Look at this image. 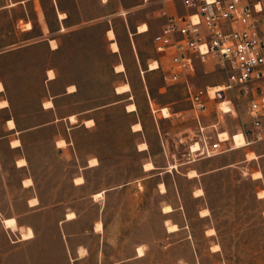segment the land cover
Returning <instances> with one entry per match:
<instances>
[{
	"label": "rangeland",
	"instance_id": "obj_1",
	"mask_svg": "<svg viewBox=\"0 0 264 264\" xmlns=\"http://www.w3.org/2000/svg\"><path fill=\"white\" fill-rule=\"evenodd\" d=\"M135 1L125 0L129 5ZM166 3L171 5L173 0H166ZM176 4L183 12L182 1L177 0ZM160 8H164V0H154L133 15L138 20L144 16L159 17ZM105 27L98 25L80 35H61V53L42 50L38 54L60 67L61 84L76 82L82 87L80 96L61 101L65 111L79 112L121 100L122 97L114 96L113 90L120 81L129 80L133 84L134 99L131 102L138 105V113L128 114L125 110L128 102H123L98 111L95 114L97 126L72 131L75 142L72 150L75 154L76 149L78 161L72 158V152L62 155L54 150L50 140L56 129H48L34 137L29 149L39 190L45 187L42 193L64 201L60 207L49 209L75 212L80 220L70 232H87L86 237L77 238L81 242L90 240L92 244L91 259L85 264H264V200L259 197L264 192V141L193 163L190 146L197 140L198 126L185 86L165 84L163 67L146 72L154 62L147 67L149 60L158 57L150 36L136 41L146 72L145 82L133 55L130 59L123 57L128 65L127 75H113L111 64H115V59L109 54L103 37ZM210 63L206 69H199L194 80L197 88L226 83V74ZM145 84L155 110H159L158 124ZM37 96L34 86L30 98ZM228 100H233V113L223 114L221 103L211 101L203 118L205 125L219 123L218 132L232 136L240 134L250 118L245 98L228 93ZM20 104L27 111L36 109L37 102L21 101ZM164 108L169 109V118L164 117ZM138 120L144 131L134 133L133 124ZM60 130L70 133L67 126ZM142 142L149 144V151L139 152ZM252 153L258 159L248 161V155ZM92 156L100 159L101 167L87 171V188L77 190L72 179L79 165L84 166ZM148 163L155 169L146 172ZM230 164L232 167L215 171ZM191 170H196L199 176L190 179ZM259 172L263 177L255 179L254 175ZM162 184L166 192H163ZM111 188L116 189L105 195L106 189ZM199 189L204 191L201 197L196 196ZM99 193H103L102 197L95 196ZM93 194L94 199H82ZM168 205L174 211L164 213ZM205 210L209 211L208 215L203 213ZM42 220L44 218L38 219L39 225ZM57 220L56 214L49 218L46 243L49 252L41 253L38 242L17 254L13 259L15 264H72L70 257L62 251L63 245L67 247L66 238L62 242L56 237ZM98 221L104 223L103 236L88 234ZM167 222L178 224L179 230L169 232ZM211 229L216 231L215 235L208 233ZM215 246H220V250L216 251ZM139 247L145 250L142 257L138 254Z\"/></svg>",
	"mask_w": 264,
	"mask_h": 264
},
{
	"label": "crops",
	"instance_id": "obj_2",
	"mask_svg": "<svg viewBox=\"0 0 264 264\" xmlns=\"http://www.w3.org/2000/svg\"><path fill=\"white\" fill-rule=\"evenodd\" d=\"M153 1L136 0L129 5L125 0H0V264H15L13 259L17 254L24 252L38 242L41 244V253H48L47 231L49 218L54 214L58 219L56 237L62 242L65 238L67 240V247L62 246L63 253L70 257L72 264H85L90 261L91 241L81 242L77 239L86 237L87 232L85 234L70 232L72 226L76 225L80 218L76 214L75 219L68 220L67 215L70 212H60L59 208L49 209V207H60L64 201L56 199L58 197H52L49 193H42L45 187H42L41 191L39 190L38 181L32 169L29 149L34 137L48 129H56V133L50 140L54 150L62 155L72 152V158H76L78 161L79 155L76 149L74 150L75 154L72 150V147L75 146L72 131L81 127L91 129L97 126L95 114L109 107L128 102L125 105L128 114L138 113L139 107L135 102H131L134 99L133 84L129 80H124L120 81L113 90L114 96L122 97L121 100L79 112L65 111L61 101L68 97L80 96L82 87L76 82H71L68 85L61 84L63 83V74L60 67L48 59L43 60L38 53L42 50L51 54L61 53L63 50L61 35H80L91 31L98 25H104L106 27L103 37L107 42L109 54L115 59V64H111L112 74L115 76L127 75L128 65L125 59H130L133 55L139 64L141 77L145 82V73L154 71H149V68L146 72L143 70L136 41L140 37H152L153 49L158 57L149 60L147 67L151 61H157L160 65L157 70H160L161 67L164 69L165 63L155 50L154 39L165 26L164 12L174 14L179 11L176 4L177 0H173L171 5H168L164 0V8L158 10L159 17L156 15L153 17L144 16L140 20L134 17L133 14L136 11L147 7ZM63 14H66L67 17H62ZM156 18L161 20L158 21ZM29 24L31 25L30 28L27 27ZM144 24L148 26L149 30L140 33L139 28ZM109 30H114L116 34V40L120 47L119 52H114L111 48V40L108 38ZM53 41L58 45L56 48L52 46ZM120 63L126 67V71L123 73L116 71V66ZM50 72L55 74L54 78L50 77ZM126 83L130 84L132 91L123 94L117 93V88ZM34 86L37 87L38 96L36 99L30 98ZM71 86H75L77 91L69 93ZM145 88L152 113L154 111V119L158 124L157 113L159 110H155L146 84ZM124 96L126 98H123ZM31 100L37 102L36 109L23 110L20 102ZM49 102L52 103V106L46 107ZM131 103L136 104L137 111L128 112L127 106ZM72 116L77 118L76 123H71L69 118ZM89 120L95 122L93 127L86 126V121ZM137 123L142 124L140 120L135 124ZM64 126H67L69 134L60 130ZM143 131L144 127L140 132ZM133 132L140 133L134 130ZM17 140L20 144L18 146L13 145ZM61 140L66 142L65 147L58 146ZM139 152L146 151L139 150ZM22 159L27 161L25 166L18 165ZM92 159H97L99 165L90 166ZM245 161L244 163H249ZM232 165L221 167L215 171L224 170L232 167ZM100 167V159L96 156L88 158L84 166L80 164L76 176L72 179L74 188L80 191L86 189L88 185L86 172ZM79 177L84 178V183H75ZM27 180H32L33 185L27 186L25 184ZM114 189H106L105 195ZM52 194L54 193L52 192ZM94 195L85 196L82 199L89 197L94 199ZM33 199H38L36 205L31 204ZM39 218H44L40 225L38 224ZM12 219L17 222L16 229L7 224V221ZM167 221L171 222V220ZM96 224L97 222L88 234L101 237L104 231L97 232L95 230ZM26 229L33 230L35 234L33 239L23 240L24 232L28 231ZM81 251L84 253L82 254Z\"/></svg>",
	"mask_w": 264,
	"mask_h": 264
},
{
	"label": "built area",
	"instance_id": "obj_3",
	"mask_svg": "<svg viewBox=\"0 0 264 264\" xmlns=\"http://www.w3.org/2000/svg\"><path fill=\"white\" fill-rule=\"evenodd\" d=\"M180 1L184 11L164 12L166 23L155 37L154 46L165 63V84H183L188 94L198 126L193 144L199 145L198 151L190 146L193 160L236 150L235 139L239 134L224 139L222 132H218L219 123L207 126L203 118L211 101L221 104L227 101L234 108L228 93L247 101L250 120L240 133L243 148L263 142L264 0ZM210 62L226 74L223 91H214L209 86L200 89L194 83L199 69H206Z\"/></svg>",
	"mask_w": 264,
	"mask_h": 264
},
{
	"label": "bare ground",
	"instance_id": "obj_4",
	"mask_svg": "<svg viewBox=\"0 0 264 264\" xmlns=\"http://www.w3.org/2000/svg\"><path fill=\"white\" fill-rule=\"evenodd\" d=\"M62 17L66 18L67 15L66 14H63ZM27 27L30 28L31 25L29 24ZM148 30H149V28H148V26L146 24L140 26V28H139V32L140 33L147 32ZM108 37L111 40V48H112V50L114 52H119L120 51V47H119V44H118V42L116 40V34H115L114 30H109ZM52 46H53V48H56L58 45L56 44V42L53 41L52 42ZM149 68H150L149 71H155V70H157V69L160 68V65H159V63L157 61H154V62H152L150 64ZM116 71L118 73L125 72L126 71L125 65L123 63H120L116 67ZM49 75H50L51 78H54L55 77V74L53 72H50ZM211 88L214 91H223L224 90L223 85L222 86H217V87H211ZM131 90H132V88H131L130 84L126 83L125 85L117 88V93H119V94L129 93V92H131ZM74 91L75 92L77 91L75 86L69 87V93L70 92H74ZM51 106H52V103L51 102H49V103L46 104V107H51ZM221 108H222V111L225 114L232 113L234 111V109L232 108V106L229 105V103L227 101L221 104ZM127 110H128V112H135V111H137L136 104H130V105H128L127 106ZM163 114H164V117L165 118H169L171 116L168 108H164L163 109ZM69 119H70V121L72 123H75L76 122V117L75 116H72ZM11 125H13V124H11ZM94 125H95V122L93 120L86 121V126L87 127H92ZM142 129H143V127H142V124L141 123H137L136 125H134V130L135 131L140 132ZM221 137L224 138V139H231V136H229V134L227 132H222ZM235 141H236V150L244 147V140H243L241 134L237 135ZM19 144H20V142H18V140H17V142H14L13 143V145H15V146H18ZM58 146L59 147H65L66 146V142L64 140H61V141H59ZM198 147H199V145H193V147H192L193 148V151H195V152L198 151ZM140 150L141 151L148 150V144L143 143L140 146ZM256 159H258V157H257V155L255 153H252V154H249L248 155V161H253V160H256ZM26 164H27V161L25 159H22V160H20L18 162V165L19 166H25ZM90 165L91 166H97L98 165V160L97 159H92L90 161ZM154 169H155V167L151 163H148V164L145 165V171L146 172H150V171H152ZM188 176H189L190 179H194V178H197L199 176V174H198V172L196 170H192L189 173ZM254 177H255V179H261L263 177V175H262V173L259 172V173L255 174ZM75 183L76 184H82V183H84V178L83 177L77 178L76 181H75ZM25 184L27 186H31V185H33V181L32 180H27L25 182ZM161 188H162L163 192H166V187H165L164 184H162ZM203 194H204V191L202 189H199L196 192V196L197 197H201V196H203ZM102 195H103V193H99V194H97L95 196H97V197L98 196H101L102 197ZM259 197L261 199H264V192H261ZM37 203H38V199H33L31 201V204L32 205H36ZM173 211H174L173 208L171 206H169V205L166 206L165 209H164V213H171ZM203 213L205 215H208L209 214V211L208 210H205V211H203ZM75 218H76V214L73 213V212L67 215V219L68 220H73ZM7 224L9 226H11L13 229H16L17 228V222L14 219L8 220L7 221ZM167 224H168V230H169V232H176V231L179 230V227L177 225L170 224L169 222H167ZM96 228H97V231L98 232H102L104 230L103 223L102 222L97 223ZM26 230H28V229H26ZM208 233L212 236V235H215L216 231L214 229H211V230H209ZM34 237H35V234H34V232H33L32 229H29L28 231L24 232V234H23V239L24 240L33 239ZM214 248H215L216 251H219L220 250V246H215ZM138 254H139V257H142V256L145 255V250H144L143 247H139L138 248Z\"/></svg>",
	"mask_w": 264,
	"mask_h": 264
}]
</instances>
